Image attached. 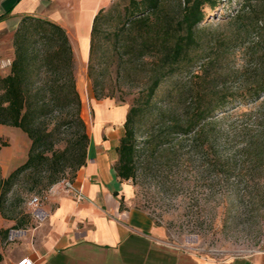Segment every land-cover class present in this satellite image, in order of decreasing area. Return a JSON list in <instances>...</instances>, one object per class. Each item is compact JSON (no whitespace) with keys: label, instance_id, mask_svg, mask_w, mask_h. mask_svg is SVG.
Returning <instances> with one entry per match:
<instances>
[{"label":"trees","instance_id":"obj_1","mask_svg":"<svg viewBox=\"0 0 264 264\" xmlns=\"http://www.w3.org/2000/svg\"><path fill=\"white\" fill-rule=\"evenodd\" d=\"M226 1L231 6L232 0H128L96 14L88 74L97 98L102 93L92 64L97 35L100 22L110 20L114 13L119 19L114 33L116 48L126 54L140 48L139 57L151 56L156 65L144 100L135 98L126 114L115 164L122 179L136 175L146 150L158 151L172 141L177 148L185 141L193 142L204 134L218 112L226 115L230 106L249 103L264 92V72L247 81L245 73L219 70L237 48L256 53L263 46L264 0H241L240 6L222 16L215 26L207 23L210 13L217 14ZM14 44L10 72L0 74V124L21 128L31 139V146L26 161L0 179V209L9 219L16 217L7 214L4 200L21 177L33 178L30 189L35 190L59 182L68 169L76 176L87 161L90 143L66 29L49 19L27 16L15 32ZM258 59L264 63V53H258ZM186 70L187 76L177 79L156 103L160 84ZM229 78L236 81L235 89L229 86ZM189 93L195 102L192 109L184 104ZM147 114L151 117L140 144L139 125ZM61 128L69 137L64 149L56 150L53 137ZM58 164L61 167L56 170ZM32 219L31 211L26 212L12 228L26 227ZM9 233L10 228H0V245L8 240Z\"/></svg>","mask_w":264,"mask_h":264},{"label":"rangeland","instance_id":"obj_2","mask_svg":"<svg viewBox=\"0 0 264 264\" xmlns=\"http://www.w3.org/2000/svg\"><path fill=\"white\" fill-rule=\"evenodd\" d=\"M240 1L232 0L231 6L226 1L217 14L210 13L207 23L215 26L222 16L234 12ZM125 2L128 0H115L104 11ZM109 19L100 22L92 62L100 80L99 98L88 74L89 59H76L74 65L83 102L82 115L90 135L95 131L98 107L103 101L129 109L135 98L144 100L155 73L153 58L141 59L140 48L130 54L116 48L117 12ZM19 26L14 31L0 32L2 76L10 72L11 65L5 61L11 59L12 64L15 32ZM258 53H264V44L256 53L237 48L219 70L242 72L247 81H253L264 72ZM182 75L187 76V70L164 80L154 101L159 104L164 92ZM228 84L235 89L234 78H229ZM191 95L187 94L184 102L190 108L195 105ZM228 110L226 115L218 112L204 134L193 142L185 141L177 148L172 141L158 151L146 150L137 164L136 175L128 179L131 186L128 203L145 210L163 228L165 240L217 260L264 251V92L257 99L230 106ZM149 117V114L144 116V122L139 125L140 144ZM111 126L121 138L124 122ZM67 137L69 134L64 128L57 130L54 148L64 149ZM30 146L31 139L21 128L0 124V179L26 161ZM60 167L61 164L55 165L56 170ZM74 177L68 169L59 182L73 181ZM33 182L31 177L28 180L21 177L5 197V210L15 220L30 211L28 200L33 195L46 199L54 185L31 190ZM0 216L4 217L1 209ZM6 242L2 241L1 245L5 246Z\"/></svg>","mask_w":264,"mask_h":264},{"label":"crops","instance_id":"obj_3","mask_svg":"<svg viewBox=\"0 0 264 264\" xmlns=\"http://www.w3.org/2000/svg\"><path fill=\"white\" fill-rule=\"evenodd\" d=\"M113 0H0V32L14 31L27 16L63 26L74 58L88 60L96 14ZM90 135L86 163L74 178L86 199L77 201L58 182L42 199L45 219L33 217L16 240L0 245V264H264V251L224 259L198 255L164 239V230L143 209L128 203L131 186L115 168L120 136L111 126L125 122L127 106L103 101ZM31 211V209L29 208ZM15 219L0 216V228Z\"/></svg>","mask_w":264,"mask_h":264},{"label":"built area","instance_id":"obj_4","mask_svg":"<svg viewBox=\"0 0 264 264\" xmlns=\"http://www.w3.org/2000/svg\"><path fill=\"white\" fill-rule=\"evenodd\" d=\"M113 1H115V0H113ZM5 64L11 65V59H7L5 61ZM62 182L64 183V186L66 187V189L72 193V195L74 196V198L77 201H82V200L87 198L85 193H84L82 184L76 185L74 183V181H69V180H63ZM42 203H43V201H42L41 197L38 195H33L28 200V205H29V208L31 209L32 216L39 221H42L46 217V213L42 209ZM24 232H25V230L23 228L11 229L10 233H9V240H11V241L16 240L17 237L22 235ZM33 263H34V261L29 257H24L18 262V264H33Z\"/></svg>","mask_w":264,"mask_h":264}]
</instances>
